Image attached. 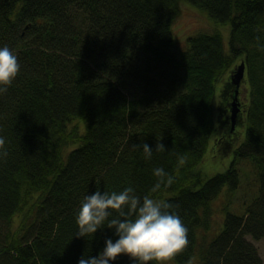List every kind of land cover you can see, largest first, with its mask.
Returning a JSON list of instances; mask_svg holds the SVG:
<instances>
[{
	"label": "trees",
	"instance_id": "obj_1",
	"mask_svg": "<svg viewBox=\"0 0 264 264\" xmlns=\"http://www.w3.org/2000/svg\"><path fill=\"white\" fill-rule=\"evenodd\" d=\"M181 3L213 27L183 45L173 27ZM4 46L21 68L0 95L8 153L0 158V264L97 256L118 237L106 224L76 237L81 203L127 187L179 205L170 211L189 244L176 264L196 253L197 264H262L246 236H264V0H0ZM241 62L249 88L232 129L231 76ZM160 140L164 152L154 150ZM239 157L258 163V192L219 224L211 204L225 185L237 188ZM207 159L224 169L209 170ZM156 168L175 180L153 193ZM112 264L135 262L121 255Z\"/></svg>",
	"mask_w": 264,
	"mask_h": 264
},
{
	"label": "clouds",
	"instance_id": "obj_2",
	"mask_svg": "<svg viewBox=\"0 0 264 264\" xmlns=\"http://www.w3.org/2000/svg\"><path fill=\"white\" fill-rule=\"evenodd\" d=\"M20 61L8 46L0 47V95L6 94L20 73ZM162 139V138H161ZM141 147V145H134ZM146 159H151L153 148L147 143L142 145ZM155 151L164 152L166 147L161 140L155 144ZM8 155L5 139L0 137V158ZM179 163L185 162L179 157ZM157 183L151 189L157 192L161 186L169 187L175 177L163 168L154 169ZM179 205H173L163 199L145 195L138 196L132 187L120 192H101L84 197L79 208L76 222V237L94 235L98 229H114L118 239L105 241L104 249L95 257H81L79 264H112L121 255L128 256L135 264H170L180 253L186 250L188 228L175 211ZM113 212L117 213L115 217ZM110 217H112L110 219Z\"/></svg>",
	"mask_w": 264,
	"mask_h": 264
},
{
	"label": "rangeland",
	"instance_id": "obj_3",
	"mask_svg": "<svg viewBox=\"0 0 264 264\" xmlns=\"http://www.w3.org/2000/svg\"><path fill=\"white\" fill-rule=\"evenodd\" d=\"M173 27L177 42L181 45H183V40L188 34H191L192 32H196L198 30L213 29L212 22L204 11L186 3L180 4V9L177 14V17L175 18ZM220 28L221 30H223V26H220ZM223 31L224 40L226 43L228 35L226 36L225 33L227 32L225 29ZM247 77V75L246 77L244 75L243 79L241 80L238 86L235 85L233 79L231 80L233 83V93L230 99H233L235 90L237 89V100L239 102V107L241 105L243 106L245 101L247 100V89L249 88L247 80L245 81V78ZM207 153H210V150H208ZM230 158L231 156L229 158H226L225 161H229ZM214 161L216 160H206V165L208 166L209 170L215 171L224 169L221 167V163H216ZM234 166L238 169L239 172V183L237 188L235 190H229L228 185H225L222 190L218 193V195L213 199L211 204L215 213L213 214L214 220L218 219L219 224L222 222L226 212L241 214L246 208V206L252 201V198L258 192V163L250 157H239L237 158ZM214 234L215 230H210L209 239H211ZM246 237L251 240L257 247L258 253L262 259V264H264V236L258 239H254L250 235H247ZM104 247L105 245L101 246L98 251V254L104 249ZM198 261L199 256L196 253L192 258L191 264H197ZM171 262L170 264H176V262L174 261Z\"/></svg>",
	"mask_w": 264,
	"mask_h": 264
},
{
	"label": "water",
	"instance_id": "obj_4",
	"mask_svg": "<svg viewBox=\"0 0 264 264\" xmlns=\"http://www.w3.org/2000/svg\"><path fill=\"white\" fill-rule=\"evenodd\" d=\"M244 74V62H241L238 66H236V69L234 70V73L232 75L233 82L236 86L239 85V82ZM239 110V102L237 100V89L235 90L233 99L230 102V120H231V126L234 127V124L236 122V116L237 112Z\"/></svg>",
	"mask_w": 264,
	"mask_h": 264
},
{
	"label": "bare ground",
	"instance_id": "obj_5",
	"mask_svg": "<svg viewBox=\"0 0 264 264\" xmlns=\"http://www.w3.org/2000/svg\"><path fill=\"white\" fill-rule=\"evenodd\" d=\"M235 69H236V67H235ZM235 69H234V70H235ZM233 73H234V72H233ZM232 75H233V74H232ZM244 75H245V67H244V74H243V77H244ZM243 77L241 78V80L243 79ZM231 79H232V76H231ZM241 80H240V82H241ZM240 82H239V84H240ZM239 110H240V107H239ZM239 110H238V112H239ZM229 117H230V116H229ZM236 119H237V118H236ZM230 122H231V120H230ZM234 126H235V124H234ZM231 128H232V126H231ZM233 128H234V127H233ZM233 128H232V129H233ZM211 145H212V142H211V144H210V148H209V150L212 149V148H211V147H212ZM207 152H208V151H207Z\"/></svg>",
	"mask_w": 264,
	"mask_h": 264
}]
</instances>
